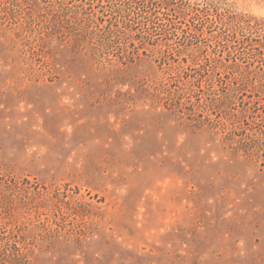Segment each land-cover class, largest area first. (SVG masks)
Masks as SVG:
<instances>
[{"label": "rangeland", "instance_id": "rangeland-1", "mask_svg": "<svg viewBox=\"0 0 264 264\" xmlns=\"http://www.w3.org/2000/svg\"><path fill=\"white\" fill-rule=\"evenodd\" d=\"M6 1L0 264H264V95L218 109L220 84L196 79L180 115L141 88L177 79L180 58L96 68ZM227 2L264 18V0ZM195 42L192 74L215 39Z\"/></svg>", "mask_w": 264, "mask_h": 264}, {"label": "trees", "instance_id": "trees-1", "mask_svg": "<svg viewBox=\"0 0 264 264\" xmlns=\"http://www.w3.org/2000/svg\"><path fill=\"white\" fill-rule=\"evenodd\" d=\"M1 7L27 10L40 17L46 37L57 42L70 38L78 55L103 69L131 66L148 57L161 67L164 59L174 63L175 56L186 63L187 57L182 55L194 63L206 47L195 41L213 37L215 42L208 47L214 51H206L194 74L189 64L181 67L179 59L172 67L177 79L141 85L180 115L181 109L193 104L186 94L192 93L190 86L196 79L198 91L213 87L214 80L220 84L218 109L235 104L238 95L249 91L264 95V18L237 12L227 0H8ZM216 23L220 28L217 35L211 30ZM208 72L207 80L203 73ZM227 74L236 84L223 82Z\"/></svg>", "mask_w": 264, "mask_h": 264}]
</instances>
